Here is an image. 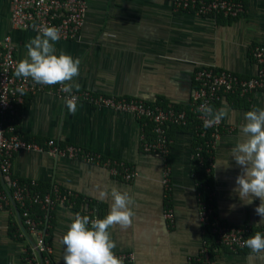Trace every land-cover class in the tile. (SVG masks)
Masks as SVG:
<instances>
[{
	"label": "crops",
	"instance_id": "0c3cea01",
	"mask_svg": "<svg viewBox=\"0 0 264 264\" xmlns=\"http://www.w3.org/2000/svg\"><path fill=\"white\" fill-rule=\"evenodd\" d=\"M85 1L87 8L78 39L54 43L57 56L63 52L80 61L79 75L71 81L73 91L137 99L150 105L161 98L167 104L186 107L197 66L211 64L247 78L255 72L250 48L264 47V0H231L238 2L243 11L228 23H217L214 17L189 11L179 12L169 0ZM8 14V0H0V39L5 34L10 36L15 58L20 62L27 58L25 45L38 34L10 29ZM55 86L23 95L16 107L21 137L38 138L42 143L52 139L62 147L70 145L98 154L122 163L134 177L122 181L99 166L35 152L13 155L12 177L33 181L41 189L55 184L92 201L100 219L110 212L113 202L110 195L101 198V192L110 193L115 188L128 193L134 201V216L130 227L116 225L109 229L116 244L114 253H131L133 264H185L202 243L194 180L190 177L191 135L170 130V145L163 161L141 150L145 129L140 121L84 102H78L76 113L70 114L65 101L56 97ZM248 96L247 104L240 107L231 97L223 96L217 101L218 110L226 113L221 121L229 130L220 134L214 148L211 204L214 215L227 225L264 231V223L256 227L261 220L255 212L259 198L244 205L233 192L236 178L242 173L230 157V149L245 139L240 131L246 122L244 114L254 108L264 109L263 93ZM164 163L168 167L167 192L160 185ZM230 205L235 208L230 210ZM166 208L172 212L171 224L163 217ZM74 217L72 209L56 206L53 210L47 235L51 264H64L61 238ZM18 222L12 204L0 211V264H22L24 243L8 234L9 224ZM213 259L216 264H264V252H229L218 247L213 249Z\"/></svg>",
	"mask_w": 264,
	"mask_h": 264
},
{
	"label": "built area",
	"instance_id": "2783aa9c",
	"mask_svg": "<svg viewBox=\"0 0 264 264\" xmlns=\"http://www.w3.org/2000/svg\"><path fill=\"white\" fill-rule=\"evenodd\" d=\"M169 2L174 10L185 11L189 8L199 16L213 17L215 14H221L223 17L234 18L243 11L238 2L231 0H169ZM8 4L10 29L30 30L39 35V29L43 26L56 27L60 31L61 41L78 39L87 8L85 0H8ZM249 55L255 66V72L247 78H241L211 64H200L194 70L192 79L194 86L187 107L197 122L196 128L199 131L197 136L202 140L200 146L195 149L194 157L198 165H204L205 172L212 171L216 141L220 134L228 132L229 128L222 121L206 128L204 126L206 117L198 109L201 105H207L217 110L214 103L226 95L243 96L256 92L264 94V47H251ZM17 64L11 38L5 34L0 39V211L11 204L13 208L15 204L21 210L19 216L21 228L17 231V237H24L28 243V251L25 248L23 251L22 264H51L49 259L51 247L44 240L50 226L41 227L42 220L46 221L48 214L53 212L56 206L72 209L70 199L76 194L62 190L55 184H52L45 193L31 190L30 187L35 186L33 181L26 183L12 177L10 167L13 155L17 152H35L43 153L50 158L80 161L106 169L113 178L126 182L134 177V173L120 162L103 159L98 154L75 146L60 147L52 139L46 140L42 145L24 140L16 126V107L22 102L24 94L33 95L53 86L36 84L30 78H17L14 75ZM61 88L62 85L54 87L55 95L65 101L66 98H70V94L62 92ZM71 95L77 97V103L84 102L91 107L127 114L143 125L149 124L150 137L141 136L140 148L145 153L159 156L163 161L170 144L166 137L167 127L184 125L187 121L184 110L161 109L159 106L137 99H115L88 91H72ZM199 152H203L206 157ZM190 177L193 180L195 178L192 173ZM160 185L165 192L168 191V167L165 163L161 170ZM194 189L196 218L201 235H207L211 243L229 252L251 251L245 246L244 241L257 231L222 222L213 213L212 194L207 192V188L194 181ZM30 205L37 207L41 212V218L28 208ZM87 215L90 220L100 218L95 204L87 211ZM163 217L169 224L172 223L173 216L169 208L164 210ZM259 232L264 233V231ZM115 255L123 261V264H133L131 253L120 252ZM185 264L216 263L202 239L197 254L187 258Z\"/></svg>",
	"mask_w": 264,
	"mask_h": 264
},
{
	"label": "clouds",
	"instance_id": "9594fccd",
	"mask_svg": "<svg viewBox=\"0 0 264 264\" xmlns=\"http://www.w3.org/2000/svg\"><path fill=\"white\" fill-rule=\"evenodd\" d=\"M40 34L26 45L27 58L18 62L14 75L17 78H30L40 85H62L61 91L70 94L65 103L70 114L77 111V97L71 95V81L79 75V59L63 52L55 54L54 43L60 39V31L56 27L43 26ZM79 90V85H75ZM22 92V90H21ZM206 119L204 126L211 127L221 122L226 113L223 109L214 110L207 105H201ZM245 123L240 126L245 139L230 149V157L241 167V173L236 178L233 192L244 205H251L255 198L260 204L255 212L261 217L256 227L264 223V109L254 108L244 114ZM101 198L112 197L110 212L103 218L91 219L87 215L77 213L66 234L61 238L65 246L64 264H123L114 249L115 242L110 237L109 229L119 225L128 228L132 224L134 203L128 193H121L113 188L110 193L101 192ZM235 205H230V210ZM254 253L264 252V233L255 232L244 241Z\"/></svg>",
	"mask_w": 264,
	"mask_h": 264
},
{
	"label": "trees",
	"instance_id": "16d2710c",
	"mask_svg": "<svg viewBox=\"0 0 264 264\" xmlns=\"http://www.w3.org/2000/svg\"><path fill=\"white\" fill-rule=\"evenodd\" d=\"M178 11L184 12L182 10H178ZM185 11L193 12V10H191L189 8L186 9ZM213 17L215 18L217 23H223V22L228 23L233 19V18H229V17H223L221 14H215ZM193 86H194V83H192V88H193ZM225 97L233 98L235 100V103H236L235 106L240 107L244 103H245V105L247 104L246 98H248L249 96L248 95L239 96L237 94H233V95H226ZM217 101L214 103V107L218 110ZM239 103H241V104H239ZM153 105L159 106L161 109L172 108L174 110H184L186 112V117H187L186 123L184 125H169L166 129V137L170 141V139H169L170 138V134H169L170 130L186 131L191 135V137H192L191 157L192 158H191V162H190V172L195 176V178H194L195 183L202 185V186H205L208 190L207 192L212 194V190H211L212 171L205 172L204 171V165L203 166L198 165L196 162V159L194 157V155L196 153L195 149L200 146L202 140L197 136V134L199 132L198 128H196L197 122L193 118V115L189 113L187 105H186V107H180L177 105L167 104V102H165L161 98H157ZM143 128L145 129L144 134L147 135V137H150V132H149L150 131V125L145 124ZM23 139L27 140V141L35 142L38 145L43 144L38 138L23 136ZM60 147H62V146L60 145ZM199 154L206 157V155L203 152H199ZM26 183H28V182L26 181ZM30 189L39 191L41 193H45L49 190V188L48 189L47 188L41 189L40 186H38L36 183H35V186L30 187ZM70 202L72 204V210L76 214L79 213L82 216L87 215V210H89L91 208V205L93 204L92 201H88L87 199H85L81 196H77V195L74 198L70 199ZM28 208L31 209L33 212H35L39 218H41V212L37 209V207L30 205V206H28ZM14 209H15L16 214L18 216L19 222L17 223V225L9 224L8 234H9V237L12 238L13 240H16L17 242L24 243V247H25L26 251H28V243L24 240V237L23 238L17 237V231L21 228V220L19 218L21 210L15 204H14ZM52 214H53V212L48 214L46 221L42 220V226L41 227H45L46 225H48L50 227L52 226ZM99 215H100V212H99ZM46 233L47 234L50 233V228L47 229ZM202 239L205 242V244L207 245V248L210 252V256L213 257V249L218 248V247L216 245H214L213 243H211V241L207 235H203ZM44 240L47 242V237ZM49 259H50V263H51V256L49 257Z\"/></svg>",
	"mask_w": 264,
	"mask_h": 264
}]
</instances>
